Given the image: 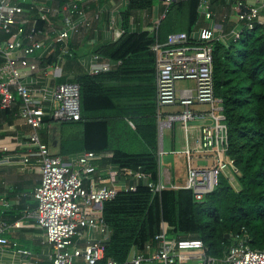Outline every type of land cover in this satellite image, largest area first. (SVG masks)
<instances>
[{
	"label": "built area",
	"instance_id": "1",
	"mask_svg": "<svg viewBox=\"0 0 264 264\" xmlns=\"http://www.w3.org/2000/svg\"><path fill=\"white\" fill-rule=\"evenodd\" d=\"M16 1L0 0V32L11 34L9 40L0 38V108H12L19 98L18 116L25 119L29 126L30 133L20 163L24 169L31 157L36 158L40 182L32 193L36 207L27 216L33 217L43 231L41 243L52 247V264H117L113 259L102 262L103 242L109 236L102 210L103 203L119 192L135 191L138 186L147 187L153 194L164 189H186L191 191L193 200L198 203L214 190L219 174L224 175L231 185L237 183L239 169L234 159L226 153L228 128L222 99L214 93L213 44L217 41L230 43L240 37L243 28L252 29L256 23L261 24L264 39V0H234L232 8L237 26L228 33L207 25L190 32H171L164 41L156 38L150 47L155 56V103L159 129L161 132L168 128L183 133L180 148L165 151L159 145L158 161L165 154L176 155L182 160L186 173L183 184L177 183L170 167L159 168L158 178L153 179L140 167L103 163L102 160L111 154L84 150L64 158L50 152L38 134L43 117L49 115L55 121L79 120L80 87L76 82L59 84L45 108L42 103L46 98L45 91L39 90L40 97L37 98L33 94L37 92L21 81L19 68L38 69L36 52L42 49L43 44L34 39L40 32L35 22H30L28 29H25L28 20L17 19ZM20 1L29 3L41 18L54 11L61 13L62 26L56 32L53 44L65 48L72 31L90 24L84 12L79 11L80 3L96 0H60L56 10L46 7L40 0ZM178 1L189 0H162L165 12ZM196 1L199 14L209 22L212 19L213 0ZM75 13L83 15L78 23L72 20ZM93 17L97 18L98 14ZM12 26H15L13 32ZM120 31L123 33L124 29ZM25 39L31 41L30 45L24 44ZM29 57L33 61H29ZM93 60L91 74L114 70L121 64V60H102L99 55L93 56ZM178 80H193L194 85L177 88L175 82ZM164 106H180L181 110L161 114L160 108ZM130 125L135 128L132 123ZM7 149V146L0 145V152ZM3 162L4 159L0 158V165ZM12 226L19 227L20 222L15 221ZM169 229L170 226L162 221L160 231L153 239L155 245L148 244L145 252L132 247L128 262L264 264V249L249 246L244 228H241V233L232 235V242L219 257L207 254V247L201 239L171 236ZM87 230L93 235L86 236ZM0 243H7V240L0 237Z\"/></svg>",
	"mask_w": 264,
	"mask_h": 264
},
{
	"label": "trees",
	"instance_id": "2",
	"mask_svg": "<svg viewBox=\"0 0 264 264\" xmlns=\"http://www.w3.org/2000/svg\"><path fill=\"white\" fill-rule=\"evenodd\" d=\"M121 12L124 23L134 9H147L154 0H127ZM214 1V0H213ZM167 12V13H166ZM162 19L157 36L147 31L124 29L113 44L99 49L111 62L121 60L114 70L80 74L73 82L80 87V118L55 121L60 129L59 155L77 154L84 150L110 152L102 160L114 166L140 167L158 178V143L156 118L155 56L150 49L154 40L164 41L171 32H190L198 20L197 1H178L170 5ZM224 24L226 30L233 23ZM42 29L43 20L35 22ZM15 26H12V32ZM11 32V33H12ZM11 34L0 32L9 40ZM50 59H47L48 63ZM2 59H0V65ZM135 64H140L135 66ZM127 74H129L127 76ZM134 82H140L134 84ZM214 93L222 99L228 128L227 155L239 169L237 188L219 174L214 190L202 202H195L190 190L164 189L151 193L147 187L119 192L103 203L102 215L109 229L103 242L102 259L117 264L128 262L132 247L145 252L155 245V235L165 221L169 234L181 238L201 239L207 254L219 257L232 242V235L244 228L251 248L264 249V39L261 24L243 28L238 39L213 44ZM10 114V109H4ZM133 121L135 128L125 120ZM124 120L121 136L136 138L141 146L118 145L113 127ZM128 130V131H127ZM112 135V138H111ZM115 139V140H114ZM130 146V147H129ZM21 213L11 208L0 218L15 221ZM227 235V236H226Z\"/></svg>",
	"mask_w": 264,
	"mask_h": 264
},
{
	"label": "crops",
	"instance_id": "3",
	"mask_svg": "<svg viewBox=\"0 0 264 264\" xmlns=\"http://www.w3.org/2000/svg\"><path fill=\"white\" fill-rule=\"evenodd\" d=\"M40 1L53 10H56L60 4V0ZM15 4L17 19L28 20L25 29H28L30 22L44 21L42 29L34 37L43 44L42 49L36 52L38 69L31 71L28 67H21L19 73L21 81L32 91L37 92L33 93L35 97H40L39 90L45 91L46 98L42 102L45 108L56 86L73 82L80 74H91L90 66L94 63L93 56L99 55L102 60H109L108 57L100 55L99 49L115 43L121 37V29L147 31L150 36L156 37L162 19L167 13L162 0H154L150 8L134 9L124 23L121 12L126 8L127 0L83 2L80 3L79 11L84 12L90 24L78 31H72L66 47L62 48L58 44H53L54 36L62 26L61 13L54 11L45 18H41L29 3L17 0ZM233 5L234 0L233 2L232 0H214L211 4L212 19L206 22L198 12V20L192 29L209 25L228 33L237 26ZM94 14H98V17L94 18ZM82 19L83 15L80 13H75L72 17L73 23H78ZM227 22L234 24L229 30L224 27ZM30 43L29 39L24 40L25 45ZM64 51L68 53L63 54ZM28 59L33 61L32 57ZM47 59H50L48 63H46ZM136 65L140 64H135L134 67ZM139 83L134 82V84ZM19 104L20 100L17 98L16 104L10 108V114H6L4 109L0 108V145L8 147L6 152H0V158L4 159L0 165V199H3L0 211L4 212L13 208L21 213L20 218L15 220L20 222L19 227H13L12 224L15 221H10L9 218L6 220L0 218V237L7 240V243H0V264H52V247L41 243L43 231L37 226L33 217L27 216L36 207L32 193L40 182V174L36 158L31 157L29 165L24 169L20 163V156L24 152V144L30 130L25 119L18 116ZM125 120L128 124L134 125L133 121L126 118ZM157 128L159 131L157 142L163 146V131H160L158 122ZM170 131V150L180 148L183 133L175 132L174 129ZM38 134L41 141L48 145L51 153L59 154L60 129L57 122L52 119L43 122L38 129ZM176 158L180 160L177 156ZM85 235L92 236L93 232L87 230Z\"/></svg>",
	"mask_w": 264,
	"mask_h": 264
},
{
	"label": "rangeland",
	"instance_id": "4",
	"mask_svg": "<svg viewBox=\"0 0 264 264\" xmlns=\"http://www.w3.org/2000/svg\"><path fill=\"white\" fill-rule=\"evenodd\" d=\"M175 85L177 88L185 87V86H193L194 81L193 80H178L175 82ZM181 107L180 106H164L160 108L161 114H169V113H174L176 111H180ZM113 127H117L119 130H117V136H114V133L112 134L113 137H116V140H118V145H123L127 144L129 145L131 142V145H134L136 149H138L141 146V141L137 140L136 138L132 139H125L124 135H120L122 130H124V120L122 121H116V124H112ZM121 128V129H120ZM158 129V128H157ZM128 131V130H127ZM158 131V130H157ZM170 134L171 131L168 128L163 129V148L165 151H169L171 149L170 147ZM111 135V138H112ZM157 136H159V131L157 133ZM115 140V139H114ZM158 141V137H157ZM158 143V142H157ZM159 147V143L157 144ZM130 147V146H129ZM160 170L162 168L170 167L171 172L173 175H175V180L179 184H183L186 180V173L184 170L183 163L176 158L175 155L172 154H165L160 158ZM234 188H237L238 185L237 183H232ZM167 239H170V236H167Z\"/></svg>",
	"mask_w": 264,
	"mask_h": 264
},
{
	"label": "water",
	"instance_id": "5",
	"mask_svg": "<svg viewBox=\"0 0 264 264\" xmlns=\"http://www.w3.org/2000/svg\"><path fill=\"white\" fill-rule=\"evenodd\" d=\"M243 9H246L244 6H243ZM227 236V235H226Z\"/></svg>",
	"mask_w": 264,
	"mask_h": 264
}]
</instances>
